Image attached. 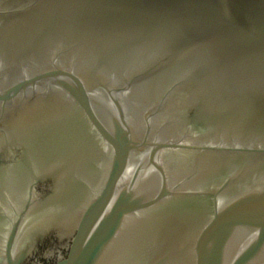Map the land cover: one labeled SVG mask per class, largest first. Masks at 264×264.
I'll use <instances>...</instances> for the list:
<instances>
[{"label": "water", "instance_id": "1", "mask_svg": "<svg viewBox=\"0 0 264 264\" xmlns=\"http://www.w3.org/2000/svg\"><path fill=\"white\" fill-rule=\"evenodd\" d=\"M0 264H264V0H0Z\"/></svg>", "mask_w": 264, "mask_h": 264}]
</instances>
